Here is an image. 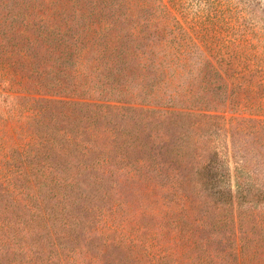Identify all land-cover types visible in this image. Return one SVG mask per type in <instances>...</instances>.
<instances>
[{
  "label": "rangeland",
  "instance_id": "1",
  "mask_svg": "<svg viewBox=\"0 0 264 264\" xmlns=\"http://www.w3.org/2000/svg\"><path fill=\"white\" fill-rule=\"evenodd\" d=\"M48 1L41 3L46 6ZM70 1L62 16L70 26L62 31L65 36L52 44L43 42L48 53L53 50L52 60L69 58L65 62H72L70 70L60 74L49 66L43 68L50 72L44 79L24 78L32 75L17 65L20 80L26 81L18 87L26 91L14 93L18 108L31 105L22 97H47L39 91L41 83L69 78L70 91L73 84L82 88L77 94L89 88L99 96L96 90L103 82L120 92L108 95L124 100L118 105L157 112L134 113L135 121L143 124L138 134L133 130L136 122H125L131 123L123 127L135 140H130L129 152L117 154L110 147L116 137L105 126L89 125L80 127L94 132L91 139L85 134L87 151L55 152L54 164L65 167L57 170L59 178L80 187L73 199L91 198L87 208L72 209L75 218L70 221L80 219L86 229L72 231L71 241L61 242L58 230L51 229L53 242L68 248L63 258L73 256L74 264H112L113 246L124 242L128 247V236L151 234L150 244H163V261L157 260L159 247H154L139 249L130 263L199 264L202 257L210 264H264V0H162L171 14L159 8L158 0H112L114 7L96 19L102 28L109 26L108 34L94 31L93 36L80 33L87 20L71 23L72 5L83 6L79 15H87L90 6ZM109 70L115 78H108ZM58 88L54 99L65 96ZM6 120L1 113L0 124H15ZM28 123L20 120L24 137L11 130L0 133L8 141L0 144V157L12 153L15 142L27 140ZM226 190L232 191L231 200L223 196ZM21 206L0 202L1 222ZM97 214L101 219L92 221ZM175 220L185 223L176 222V229ZM211 222L220 223L223 236L247 240L244 260L235 261L225 246L217 252L210 245L213 260L203 256L198 246L208 242ZM114 252L121 257L116 248ZM0 264H28L27 255L0 245Z\"/></svg>",
  "mask_w": 264,
  "mask_h": 264
},
{
  "label": "trees",
  "instance_id": "2",
  "mask_svg": "<svg viewBox=\"0 0 264 264\" xmlns=\"http://www.w3.org/2000/svg\"><path fill=\"white\" fill-rule=\"evenodd\" d=\"M42 1L0 0V83L4 89L3 93H0V114L7 116L6 122L8 120L15 121V124L11 126L0 124V133H9L11 130L13 134H21L24 137L20 120L29 121V130L25 135L27 140L23 141L22 139L15 142L12 153L0 157V202L21 203L22 205L15 215L2 222L0 220V245L6 251L12 249L16 254L27 255L28 264H64V262L74 264L73 256L63 258L68 248L62 245L59 247L53 242L56 237L51 229H57L61 234V242L66 243H68L67 238L71 236L72 231L79 234V230H85L86 225H79L80 219L78 223L74 224L70 219L75 218L72 209L78 205L87 208L85 203H90L91 198L82 199V195H80L78 200L81 201L73 199L80 187L76 182H69V178H59L57 170L65 169V167L60 166L61 168H59L54 164L58 155L55 152L61 150L65 151V154L71 155L74 152L82 154L83 151H87L88 141H86L85 134L87 133V137L91 139L94 132L86 130L85 133L80 129L82 125H89L90 128L105 126L103 129L110 136L116 137V142L110 143V147H114L117 154L128 151L134 143L131 141L135 140L131 130L123 127L131 125V123L125 122H136L134 125L136 127L133 130L138 134L143 124H141L142 121H135L134 113H155L157 110L118 105L117 102L124 100L108 95H116L120 92L114 90L113 85H106L103 82L98 86L101 90H96L99 96L92 95V90L89 88H85L86 92L83 94H77L82 88L73 84L70 91L69 78H65V82L58 78H51L41 83L43 87L39 91H45L47 97H43L41 94L36 97L29 93L31 98L22 97L24 101L31 104L29 108H18L19 105L16 104L18 96L14 93L26 91L25 88L18 89V87L26 85V81L20 80L19 75L22 74H19L17 65L24 67V71L32 75L30 77L23 75L24 78L43 79L50 75V72H45L43 68L51 66L53 70H59L62 74L70 70L72 65V62H65L69 58L62 61L52 60L49 53L53 54L54 52L51 50L48 53L43 48V42L47 41L52 44L53 39H58L60 35L65 36L62 31L70 26L67 19L62 16L68 10V3L72 2L73 4V1L49 0L46 6L41 3ZM111 1L81 0L82 4L89 5L91 10L87 15H79L83 6L77 8L72 5L71 9L75 13V19L71 20V23L87 20L88 25L81 28L80 33L86 32L87 35L93 36L95 31L96 34L107 35L105 30H108L109 26L102 28L96 19L101 18L104 9L109 8V11L114 7L115 4L111 6ZM158 1L161 2L159 8L164 13L171 14L162 0ZM50 7L55 8L57 10L55 14L60 15H53ZM167 14H165L166 17ZM261 22L264 27V11ZM43 29L46 30L42 31ZM99 31L101 32L99 33ZM63 42L69 47L73 46L69 40ZM108 74L110 75L108 78H115V72L112 70H109ZM28 80L27 82H29ZM55 87H59L58 89L63 91L65 95L63 98H53L57 94L53 91ZM111 98L112 101L107 100ZM170 115L171 117L181 116L174 113ZM18 117H20L19 120ZM1 126L3 127L1 128ZM111 126L118 130H114ZM6 142L8 141L0 136V144ZM54 154L56 155L54 156ZM100 162L104 163L105 160H99L98 165L92 170L100 168ZM225 192L223 196L231 200L232 191L226 190ZM83 212L81 216H83ZM101 215L97 214L92 221L100 220ZM176 222L180 225L185 223L182 220H175L173 225L176 229ZM211 223L212 231L208 232L210 235L208 242L205 244L200 241V246H198L203 256L208 260H213L214 257L210 255V245L217 252L225 246L230 248V255L234 257L235 261L244 260L246 249L244 242L247 240L244 238L229 239L225 235L223 236L219 222ZM110 230L118 231L112 226ZM123 232L128 234L126 230ZM150 235L130 238L128 236L126 240L127 242L130 240L131 246L127 247V243L125 245L124 242L113 246L114 248L110 249V255L114 257L112 264H132L128 259L132 256L135 257L139 249L145 250V248L154 247L156 249L159 247L157 260L162 262L165 257V252L162 251L163 244L160 246L150 244ZM69 240L71 241L70 238ZM72 242L75 243L73 236ZM115 248L116 252L122 254L120 258L115 257ZM199 264H210V262H204L201 257Z\"/></svg>",
  "mask_w": 264,
  "mask_h": 264
}]
</instances>
